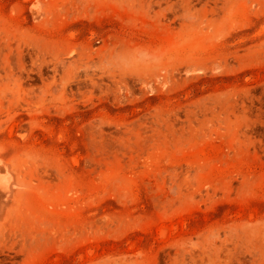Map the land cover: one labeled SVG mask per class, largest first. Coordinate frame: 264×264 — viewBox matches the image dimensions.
I'll list each match as a JSON object with an SVG mask.
<instances>
[{
	"label": "rangeland",
	"instance_id": "obj_1",
	"mask_svg": "<svg viewBox=\"0 0 264 264\" xmlns=\"http://www.w3.org/2000/svg\"><path fill=\"white\" fill-rule=\"evenodd\" d=\"M0 264H264V0H0Z\"/></svg>",
	"mask_w": 264,
	"mask_h": 264
}]
</instances>
